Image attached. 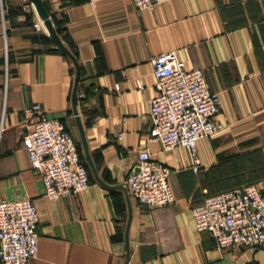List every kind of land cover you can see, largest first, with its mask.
<instances>
[{
	"label": "crops",
	"instance_id": "0c3cea01",
	"mask_svg": "<svg viewBox=\"0 0 264 264\" xmlns=\"http://www.w3.org/2000/svg\"><path fill=\"white\" fill-rule=\"evenodd\" d=\"M42 1L78 61V112L98 174L114 187L89 167L86 189L44 195L22 144L35 118L23 107L40 104L81 146L75 65L30 0H2L0 200L28 197L38 208V253L29 264H125L126 237L127 264H264V250L219 248L191 214L208 193L250 183L264 191V0H167L147 8L132 0ZM171 50L202 69L221 96L216 120L224 128L199 141L198 169L184 146L165 151L149 139L152 58ZM145 144L171 170L172 203L149 207L125 186Z\"/></svg>",
	"mask_w": 264,
	"mask_h": 264
},
{
	"label": "built area",
	"instance_id": "2783aa9c",
	"mask_svg": "<svg viewBox=\"0 0 264 264\" xmlns=\"http://www.w3.org/2000/svg\"><path fill=\"white\" fill-rule=\"evenodd\" d=\"M165 1L132 0L137 8ZM34 26L41 29V21ZM152 65L156 94L149 99V139L159 142L165 151L184 146L192 167L198 169L199 141L224 128L216 120L221 109L220 92L210 87L202 69L189 67L175 50L155 55ZM23 112L35 117L22 144L32 170L43 182L44 195L59 198L86 189L90 171L78 141L65 124L50 117L38 103L25 105ZM170 173L165 162L152 158L151 147L145 144L136 166L126 175L125 186L140 203L163 206L175 201ZM191 214L196 227L207 230L219 248L246 245L264 250V191L258 183L208 193L191 207ZM39 221L31 198L0 200V264H29L37 256Z\"/></svg>",
	"mask_w": 264,
	"mask_h": 264
},
{
	"label": "water",
	"instance_id": "95a60500",
	"mask_svg": "<svg viewBox=\"0 0 264 264\" xmlns=\"http://www.w3.org/2000/svg\"><path fill=\"white\" fill-rule=\"evenodd\" d=\"M30 1L35 6L39 17L43 20L44 25L47 28L48 33H49L50 38L53 41V43L62 52L66 53L72 59L74 65H75L76 74H75V81H74V87H73V92H72V109H73V113L75 115V120H76V124H77L78 131H79L80 143L82 146V151H83V155L85 157V160H86L87 164L89 165L94 178L100 184L107 186V187H114V186H110L109 184H107L98 174L96 165L94 163V160L92 158V155H91V152L89 149L86 130H85L84 124L82 123L81 117H80L79 112H78V101H79L78 84H79V80H80V67H79L78 61L76 59V56L64 44V42L62 41V39L58 35V33L54 27V24H53V22L49 16L48 10H47L44 2L42 0H30ZM116 187H121V188H124L126 190L125 186H123L121 184L116 185ZM130 218H131V216L129 217L128 226L130 223ZM126 242H127V256H126L125 264H127L128 260H129V255H130L127 237H126Z\"/></svg>",
	"mask_w": 264,
	"mask_h": 264
},
{
	"label": "trees",
	"instance_id": "16d2710c",
	"mask_svg": "<svg viewBox=\"0 0 264 264\" xmlns=\"http://www.w3.org/2000/svg\"><path fill=\"white\" fill-rule=\"evenodd\" d=\"M79 149H80V152H81V146L79 145ZM81 154H82V152H81ZM82 157H83V159H84V156H83V154H82ZM84 161L86 162V160L84 159ZM86 165L88 166V164H87V162H86ZM88 168H89V166H88Z\"/></svg>",
	"mask_w": 264,
	"mask_h": 264
}]
</instances>
